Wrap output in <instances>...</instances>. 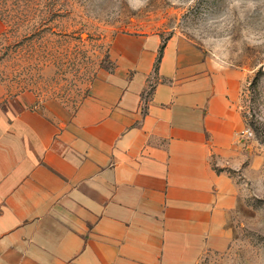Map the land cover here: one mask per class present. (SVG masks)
I'll return each mask as SVG.
<instances>
[{
    "label": "crops",
    "instance_id": "1",
    "mask_svg": "<svg viewBox=\"0 0 264 264\" xmlns=\"http://www.w3.org/2000/svg\"><path fill=\"white\" fill-rule=\"evenodd\" d=\"M162 44L116 36L67 119L0 84V264H199L228 250L250 150L243 74L182 37Z\"/></svg>",
    "mask_w": 264,
    "mask_h": 264
},
{
    "label": "rangeland",
    "instance_id": "2",
    "mask_svg": "<svg viewBox=\"0 0 264 264\" xmlns=\"http://www.w3.org/2000/svg\"><path fill=\"white\" fill-rule=\"evenodd\" d=\"M226 0H0L5 31L0 36V84L11 94L31 95L34 105L67 119L77 109L101 69H109L113 39L121 34L179 36L203 51L205 59L242 72L240 111L253 135L244 171L234 172L240 187L264 193V46H245L228 54L208 33L188 34L205 13H217ZM264 30V11L257 8L237 22L241 30ZM28 100V99H27ZM264 195H239L231 217L232 241L224 253L207 254L199 264H247V250L264 247Z\"/></svg>",
    "mask_w": 264,
    "mask_h": 264
},
{
    "label": "clouds",
    "instance_id": "3",
    "mask_svg": "<svg viewBox=\"0 0 264 264\" xmlns=\"http://www.w3.org/2000/svg\"><path fill=\"white\" fill-rule=\"evenodd\" d=\"M194 2L195 0H192V4ZM257 8L264 11V0H226L224 8L219 12L205 13L194 27L188 29V35L193 39H198L197 32L201 36L208 33L228 54L242 52L245 46H264V30L245 28L241 30V38L239 40H233L232 38V30L235 24L243 21L246 15L254 12ZM240 194L242 196L264 195L256 186L254 191H249L248 186H242ZM257 216L264 219V213H258ZM255 220L256 218L246 221L244 226L264 230V227L255 226ZM246 250L247 264H264V247L253 248L251 246V250H254V255H249L250 250Z\"/></svg>",
    "mask_w": 264,
    "mask_h": 264
},
{
    "label": "built area",
    "instance_id": "4",
    "mask_svg": "<svg viewBox=\"0 0 264 264\" xmlns=\"http://www.w3.org/2000/svg\"><path fill=\"white\" fill-rule=\"evenodd\" d=\"M247 138L251 137L253 133L248 129L243 133Z\"/></svg>",
    "mask_w": 264,
    "mask_h": 264
},
{
    "label": "trees",
    "instance_id": "5",
    "mask_svg": "<svg viewBox=\"0 0 264 264\" xmlns=\"http://www.w3.org/2000/svg\"><path fill=\"white\" fill-rule=\"evenodd\" d=\"M164 46H165V40H163V44L161 45L160 54L162 53ZM159 59H160V57H159ZM159 59H158V61H159Z\"/></svg>",
    "mask_w": 264,
    "mask_h": 264
}]
</instances>
